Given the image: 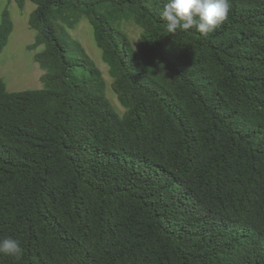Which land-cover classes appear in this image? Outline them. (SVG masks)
Returning <instances> with one entry per match:
<instances>
[{"label":"trees","instance_id":"1","mask_svg":"<svg viewBox=\"0 0 264 264\" xmlns=\"http://www.w3.org/2000/svg\"><path fill=\"white\" fill-rule=\"evenodd\" d=\"M12 1L34 5L43 73L0 77V239L24 250L0 264H264V0H230L207 35L168 33L167 0ZM12 28L5 6L0 52Z\"/></svg>","mask_w":264,"mask_h":264},{"label":"rangeland","instance_id":"2","mask_svg":"<svg viewBox=\"0 0 264 264\" xmlns=\"http://www.w3.org/2000/svg\"><path fill=\"white\" fill-rule=\"evenodd\" d=\"M7 6L13 22V28L9 34L6 45L0 52V77L5 82L8 91L41 87L40 75L43 70L33 60V53L39 51L41 46L29 49L34 41L35 32L28 25V14L34 5L29 1L19 8L14 1L0 0V12ZM132 45H136L140 29L132 22L121 23ZM69 35L76 39L83 47L86 54L100 69L105 82V94L114 109L121 113L122 107L118 103L111 89V78L107 72V65L101 60L100 50L96 47L92 30L86 20H80L75 27L68 30Z\"/></svg>","mask_w":264,"mask_h":264},{"label":"clouds","instance_id":"3","mask_svg":"<svg viewBox=\"0 0 264 264\" xmlns=\"http://www.w3.org/2000/svg\"><path fill=\"white\" fill-rule=\"evenodd\" d=\"M230 0H167L161 18L167 21L168 33L195 27L207 35L214 32L227 18ZM0 254L20 260L24 254L21 242L16 238L0 239Z\"/></svg>","mask_w":264,"mask_h":264}]
</instances>
